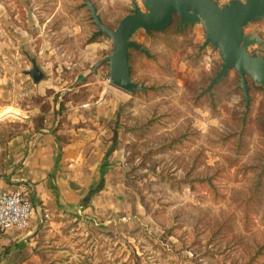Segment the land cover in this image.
Returning a JSON list of instances; mask_svg holds the SVG:
<instances>
[{
  "label": "rangeland",
  "instance_id": "rangeland-1",
  "mask_svg": "<svg viewBox=\"0 0 264 264\" xmlns=\"http://www.w3.org/2000/svg\"><path fill=\"white\" fill-rule=\"evenodd\" d=\"M91 1L112 29L134 3L145 10L142 0ZM174 26L173 16L163 31L135 32L150 55L130 51L131 77L148 88L128 93L110 83L106 61L90 70L112 41L96 33L84 0H0V115L10 112L0 148L41 128L64 131V143L82 119L97 118L109 154L118 150L105 159L121 166L103 203L42 211L40 264H264V88L247 78L246 106L231 69L204 92L219 51L201 48L200 23ZM244 33L262 39L248 51L264 57V17ZM32 60L44 74L37 83Z\"/></svg>",
  "mask_w": 264,
  "mask_h": 264
},
{
  "label": "crops",
  "instance_id": "crops-1",
  "mask_svg": "<svg viewBox=\"0 0 264 264\" xmlns=\"http://www.w3.org/2000/svg\"><path fill=\"white\" fill-rule=\"evenodd\" d=\"M8 116L10 112L5 108L0 119ZM81 121L84 124L65 133L68 138L64 143L57 138L62 131L53 134L45 128L5 137V144L0 148L3 151L0 190L29 183L38 214L47 209L88 211V198L92 204L103 203V192L114 186L121 166L105 159L113 143L107 129L100 126L97 118ZM112 148L111 153L117 154L116 147ZM38 227L39 217H35L26 229L14 228L2 233L0 264H40L35 244Z\"/></svg>",
  "mask_w": 264,
  "mask_h": 264
},
{
  "label": "water",
  "instance_id": "water-1",
  "mask_svg": "<svg viewBox=\"0 0 264 264\" xmlns=\"http://www.w3.org/2000/svg\"><path fill=\"white\" fill-rule=\"evenodd\" d=\"M145 10L136 3L131 13L123 17L115 28L105 26L91 0H84L90 17L96 26V33L107 36L112 41L111 53L91 65L95 69L103 61L109 66L110 83L128 93L135 90H146L148 87L138 84L131 77L129 64L130 50H137L149 56L150 52L142 44L132 40L139 29L147 33L163 31L173 22L177 15V27L200 23L204 28V42L206 45L218 49L222 64L209 83L212 85L225 77L234 69L239 77L246 106L249 103V88L246 76L264 88V57L260 52L255 55L248 51V47L257 44L261 46L262 39L251 33H244V27L251 22L264 17V0H230L219 4L216 0H142ZM32 68L27 74L34 83L39 82L43 72L37 67L35 60L31 61ZM82 79V76L79 78Z\"/></svg>",
  "mask_w": 264,
  "mask_h": 264
},
{
  "label": "built area",
  "instance_id": "built-area-1",
  "mask_svg": "<svg viewBox=\"0 0 264 264\" xmlns=\"http://www.w3.org/2000/svg\"><path fill=\"white\" fill-rule=\"evenodd\" d=\"M32 197L30 184L21 183L10 190H0V235L10 229H26L33 218H41Z\"/></svg>",
  "mask_w": 264,
  "mask_h": 264
},
{
  "label": "trees",
  "instance_id": "trees-1",
  "mask_svg": "<svg viewBox=\"0 0 264 264\" xmlns=\"http://www.w3.org/2000/svg\"><path fill=\"white\" fill-rule=\"evenodd\" d=\"M174 22H175V26L173 27V28H174V31L179 32V31H182V30L185 29V27H182V28H178V27H177V23H178V17H177V15H174ZM189 25H190V24H189ZM94 36L96 37L97 35H94ZM94 36H93V37H94ZM93 37H92V38H93ZM92 38L89 39L88 43H91V42H94V41H95V39H94V38L92 39ZM131 50H133V49H131ZM131 50H130V51H131ZM139 52H140V51H139ZM129 56H130V55H129ZM129 62H130V60H129ZM129 64H130V63H129ZM221 64H222V63H221ZM221 64L219 65V69H220ZM130 68H131V73H132V67L130 66ZM219 69H218V70H219ZM216 73H217V72H216ZM216 73H215V74H216ZM247 78H250V77H249V76H246V79H247ZM211 79H212V78H211ZM210 81H211V80H210ZM247 85H248V83H247ZM208 87H209V85H208ZM208 87H207L206 89H204V92H206V93H208V94L211 95V94H212V92H211L212 88L209 90ZM239 88H240V86H239ZM248 88H249V86H248ZM262 88H263V87H262ZM240 89H241V88H240ZM140 92H144V91H142V90H135V91H134L135 94H136V93H140ZM249 97H250V95H249ZM243 98H244V97H243ZM249 100H250V98H249ZM244 101H245V99H244ZM248 105H249V103H248ZM102 181H103V180H102Z\"/></svg>",
  "mask_w": 264,
  "mask_h": 264
}]
</instances>
